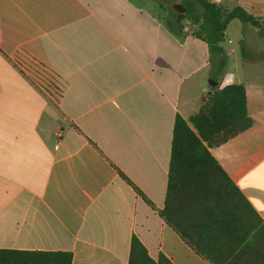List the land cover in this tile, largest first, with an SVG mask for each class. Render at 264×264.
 <instances>
[{
  "label": "crops",
  "instance_id": "crops-1",
  "mask_svg": "<svg viewBox=\"0 0 264 264\" xmlns=\"http://www.w3.org/2000/svg\"><path fill=\"white\" fill-rule=\"evenodd\" d=\"M143 1L0 0V249L128 264L135 237L153 260L211 264L159 212L175 116L230 84L253 123L209 151L264 223V50L227 39L212 80L207 44ZM209 1L264 28V0Z\"/></svg>",
  "mask_w": 264,
  "mask_h": 264
},
{
  "label": "trees",
  "instance_id": "trees-1",
  "mask_svg": "<svg viewBox=\"0 0 264 264\" xmlns=\"http://www.w3.org/2000/svg\"><path fill=\"white\" fill-rule=\"evenodd\" d=\"M200 11L181 3L183 12H171L165 26L176 36L188 21L191 34L208 47L216 79L227 62L221 43L232 20L249 23L264 39L261 19L240 7L230 11L209 0H192ZM241 54H244L241 51ZM245 88L230 84L202 98L199 110L187 120L175 116L163 209L159 212L192 248L211 264H264V223L233 184L209 149L219 146L251 127ZM62 251L0 249V264H71ZM128 264H171L160 254L151 259L133 237Z\"/></svg>",
  "mask_w": 264,
  "mask_h": 264
},
{
  "label": "rangeland",
  "instance_id": "rangeland-1",
  "mask_svg": "<svg viewBox=\"0 0 264 264\" xmlns=\"http://www.w3.org/2000/svg\"><path fill=\"white\" fill-rule=\"evenodd\" d=\"M143 2L149 5L151 9L156 11L163 20L170 18L169 15L171 12L173 13L182 11V9H180V7H178L176 4H189L196 12L200 11V8L192 0H144ZM184 25L187 28L186 32L197 29L196 27V29L193 28L192 24L188 21H184ZM241 28L242 23L240 21L235 20L230 22L224 33V40L221 45L224 46L227 39H232L235 44L237 54L241 56L242 54L240 52L239 41H242L244 38L243 41L246 40L252 48L264 50V41H261L255 33L253 34V32L252 34H244L243 31H241ZM262 31L264 32V28H262Z\"/></svg>",
  "mask_w": 264,
  "mask_h": 264
},
{
  "label": "water",
  "instance_id": "water-1",
  "mask_svg": "<svg viewBox=\"0 0 264 264\" xmlns=\"http://www.w3.org/2000/svg\"><path fill=\"white\" fill-rule=\"evenodd\" d=\"M181 5H179V7H180ZM184 11V9H182V11L181 12H183Z\"/></svg>",
  "mask_w": 264,
  "mask_h": 264
}]
</instances>
